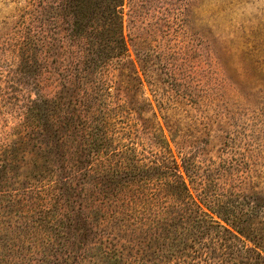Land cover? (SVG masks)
<instances>
[{
    "label": "trees",
    "instance_id": "obj_1",
    "mask_svg": "<svg viewBox=\"0 0 264 264\" xmlns=\"http://www.w3.org/2000/svg\"><path fill=\"white\" fill-rule=\"evenodd\" d=\"M75 1L58 4L68 12L69 66L51 68L48 58L40 59L58 49L45 45L31 24L14 48L16 80L31 84L36 93L5 145L12 157L0 161V182L14 189L1 195L9 194L5 208L10 210L28 203L37 188H46L55 218L31 210V223H65L78 203L88 223L107 224L99 231L92 226L95 241L84 247L76 239L70 244L63 239L64 228L52 225L48 239L38 245L44 256L35 258L32 251L16 259L10 255L9 264H264L261 191L225 179L224 172L218 183L211 170L200 172L190 155L178 159L161 128L157 149L149 155L124 145L135 129L119 126L125 113L116 110L125 106L107 104L100 78L109 65H133L124 33V0H108L90 33ZM37 8L36 0H29L22 20L39 21ZM43 70L52 73L48 79L55 78L52 95L41 91L38 74ZM134 80L126 77L122 90L130 91ZM12 147L20 148V159ZM15 169L21 174L15 175ZM115 204L126 213L116 214ZM114 221L124 224L115 234L106 232Z\"/></svg>",
    "mask_w": 264,
    "mask_h": 264
},
{
    "label": "rangeland",
    "instance_id": "obj_2",
    "mask_svg": "<svg viewBox=\"0 0 264 264\" xmlns=\"http://www.w3.org/2000/svg\"><path fill=\"white\" fill-rule=\"evenodd\" d=\"M28 1L0 0V161L12 157H7L5 145L36 93L31 84L16 80L13 51L24 28L31 24L45 45L57 46L55 54H41L49 67L64 69L72 61L68 12L58 5L60 0H36L41 16L36 23L22 20ZM107 2L75 1L89 23L88 33L99 25ZM123 10L133 65H109L100 78L107 104L125 106L116 110L125 113L119 126L135 129L124 145L149 155L157 149L156 131L161 128L178 159L190 155L200 172L211 170L218 183L224 172L225 179L232 177L264 194V0H124ZM49 75L48 70L38 74L45 95L55 91V78ZM130 75L135 78L133 88L124 91L122 82ZM13 150L20 159V148ZM21 172L15 169V175ZM5 185L0 182V264H9L10 255L16 259L31 251L35 258L44 256L38 245L48 239L52 225L64 228L63 239L70 244L76 239L84 247L95 241L91 227L99 231L107 224L88 223L78 203L65 223H31V210L55 218L49 191L37 188L28 203L9 210V194H1L14 187ZM112 209L126 213L120 205ZM123 224L108 223L106 232L115 234Z\"/></svg>",
    "mask_w": 264,
    "mask_h": 264
}]
</instances>
